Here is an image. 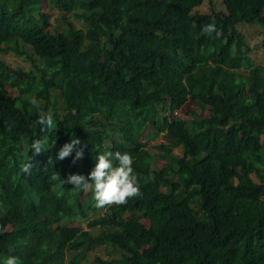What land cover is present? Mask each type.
<instances>
[{
  "label": "trees",
  "instance_id": "obj_1",
  "mask_svg": "<svg viewBox=\"0 0 264 264\" xmlns=\"http://www.w3.org/2000/svg\"><path fill=\"white\" fill-rule=\"evenodd\" d=\"M50 2L60 23L43 0H0V264H264V65L242 31L264 26V0ZM187 100L191 121L166 113ZM73 134L83 158L49 166ZM105 151L132 155L141 197L97 208L63 182Z\"/></svg>",
  "mask_w": 264,
  "mask_h": 264
},
{
  "label": "clouds",
  "instance_id": "obj_2",
  "mask_svg": "<svg viewBox=\"0 0 264 264\" xmlns=\"http://www.w3.org/2000/svg\"><path fill=\"white\" fill-rule=\"evenodd\" d=\"M202 33L211 34L217 32L215 21L208 23L201 29ZM34 107L39 108V103L33 99L31 101ZM51 116L41 114L36 120V124L42 132H49L53 126ZM43 137V138H41ZM48 144L47 136H40L32 140L30 150L33 156L44 152ZM86 145L72 135L69 142L62 145L56 154L55 160L49 158V166L55 161H62L68 158L73 152L75 153L72 163H76L84 156ZM32 157H26L25 161L20 165V172L25 175H31L34 165L31 163ZM133 157L130 153L120 151H105L99 153L96 157V164L90 171L87 177L82 174H69L65 184L73 185V189L77 191H93L95 206L103 208L111 205H124L129 198H137L142 196L140 178L135 174L132 167ZM55 173V172H54ZM53 178H60L58 173H55ZM61 179V178H60ZM153 179V177H149ZM4 264H19V260L15 256H9L5 259Z\"/></svg>",
  "mask_w": 264,
  "mask_h": 264
},
{
  "label": "rangeland",
  "instance_id": "obj_3",
  "mask_svg": "<svg viewBox=\"0 0 264 264\" xmlns=\"http://www.w3.org/2000/svg\"><path fill=\"white\" fill-rule=\"evenodd\" d=\"M46 2V8L51 9V15L49 17L51 24L60 23V20H56L59 17V11L54 5L50 2L51 0H43ZM200 11H207L209 9V5L206 2L199 8ZM71 21L78 27L85 28L86 25L83 24L79 19L70 18ZM242 31L245 33L247 37V42L250 48L249 55L255 60L256 63L264 65V26H246L242 28ZM5 61L11 63L13 66H22L25 69L31 67L29 60L26 57H19L13 52H9L8 54H4L2 57ZM174 119H186L191 121L194 114L202 113L200 107L195 105L191 100H187L184 103H173L170 104V109L166 112ZM163 140L162 133L151 137V139L147 140L146 146L148 147L150 144H157ZM151 148V147H150ZM154 149V148H151ZM156 150V149H154ZM175 152H180V148H177ZM157 166L162 167L163 161L161 159L158 160ZM103 212V211H101ZM83 227L86 228V222H83ZM98 250V249H97ZM95 250L94 252H96ZM95 254V253H92ZM68 256H64V263L67 264Z\"/></svg>",
  "mask_w": 264,
  "mask_h": 264
}]
</instances>
